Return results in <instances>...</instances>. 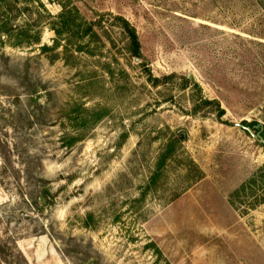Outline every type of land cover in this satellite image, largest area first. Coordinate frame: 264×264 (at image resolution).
Instances as JSON below:
<instances>
[{
    "label": "rangeland",
    "instance_id": "obj_1",
    "mask_svg": "<svg viewBox=\"0 0 264 264\" xmlns=\"http://www.w3.org/2000/svg\"><path fill=\"white\" fill-rule=\"evenodd\" d=\"M243 122L264 0H0V264H264Z\"/></svg>",
    "mask_w": 264,
    "mask_h": 264
},
{
    "label": "trees",
    "instance_id": "obj_2",
    "mask_svg": "<svg viewBox=\"0 0 264 264\" xmlns=\"http://www.w3.org/2000/svg\"><path fill=\"white\" fill-rule=\"evenodd\" d=\"M64 10L65 9L63 8L62 11H64ZM64 14L65 13H62L60 15V17H62ZM116 19L121 21L120 28L126 36V40H127L126 51H127V53L133 59L141 60L142 59L141 46H140V42H139L135 28L132 25H130V23L123 18L117 17ZM3 32L7 34V32H5V31H3ZM202 101H203V104L214 105L216 107V109H217L216 119L217 120L220 121V119L225 115L224 110L221 108L220 104L216 100L210 101V100L204 99ZM242 125L248 126V127L254 126V124L246 123V122H243ZM261 135L264 138V135L263 134H261ZM181 138H183V137L181 136ZM165 160H166V156L161 155L160 160H159V164H158V171L164 166ZM154 179L155 178L151 179L152 185L154 183ZM254 184H255V182H251V181H249L245 184H242L240 186V188L235 192L234 195L238 196V194H240V193H245V190L247 188L246 185H254ZM262 203H264V198L256 200L251 208H254L255 206L260 205Z\"/></svg>",
    "mask_w": 264,
    "mask_h": 264
},
{
    "label": "water",
    "instance_id": "obj_3",
    "mask_svg": "<svg viewBox=\"0 0 264 264\" xmlns=\"http://www.w3.org/2000/svg\"><path fill=\"white\" fill-rule=\"evenodd\" d=\"M239 127L244 129L245 131H247L252 137L256 138L258 140V142L261 143L264 146V138L262 137L260 132L257 135H254L253 132H252L251 127L244 126L242 124L239 125Z\"/></svg>",
    "mask_w": 264,
    "mask_h": 264
}]
</instances>
